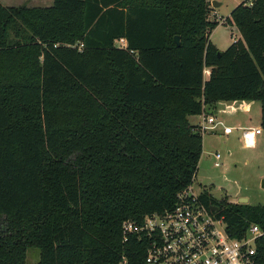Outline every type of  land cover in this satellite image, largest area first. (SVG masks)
<instances>
[{
    "label": "trees",
    "instance_id": "obj_1",
    "mask_svg": "<svg viewBox=\"0 0 264 264\" xmlns=\"http://www.w3.org/2000/svg\"><path fill=\"white\" fill-rule=\"evenodd\" d=\"M211 10L210 0L0 4V264H26L31 247L37 264L122 254L143 264L144 242L123 243L121 224L172 209L193 181L203 133L189 116L258 100L264 128V0L230 11L241 37L224 50L209 39ZM200 197L231 236L264 230V205ZM255 248L264 264V235Z\"/></svg>",
    "mask_w": 264,
    "mask_h": 264
},
{
    "label": "built area",
    "instance_id": "obj_2",
    "mask_svg": "<svg viewBox=\"0 0 264 264\" xmlns=\"http://www.w3.org/2000/svg\"><path fill=\"white\" fill-rule=\"evenodd\" d=\"M248 5H251L250 1ZM119 42L121 46L125 45L123 38ZM77 47L80 50L82 43ZM202 113L199 125L203 133L206 128L213 129L218 122L212 116H206L204 111ZM232 131L231 127L222 130L224 134ZM260 131L257 127L243 130L244 144L253 146L255 135ZM219 157L216 152L210 159ZM214 165L218 166L219 162L215 160ZM203 193L207 192L196 190L192 181L177 193L172 209L147 214L139 222L124 220L121 224L122 242L132 238L144 242L143 264H255L256 239L264 235V230L252 223L243 236H231L217 208L201 200ZM118 264H129L125 254L121 255Z\"/></svg>",
    "mask_w": 264,
    "mask_h": 264
},
{
    "label": "rangeland",
    "instance_id": "obj_3",
    "mask_svg": "<svg viewBox=\"0 0 264 264\" xmlns=\"http://www.w3.org/2000/svg\"><path fill=\"white\" fill-rule=\"evenodd\" d=\"M220 5L214 7L217 26L211 30L209 39L220 50L226 49L240 33L234 23L225 20L230 11L244 0H216ZM214 15V16H213ZM206 116H212L218 122L213 129H205L202 135V155L195 171L193 185L196 190H204L216 199L247 205H264V128L260 125V103L244 100H218L212 110H205ZM203 113L191 116L189 121L201 122ZM204 126L207 125L203 124ZM223 127H231L230 134L222 132ZM259 128L253 146H246L241 132L245 129ZM218 152V159H206L207 155ZM219 165L215 166L214 161ZM39 251L36 248L26 250V264H37Z\"/></svg>",
    "mask_w": 264,
    "mask_h": 264
},
{
    "label": "crops",
    "instance_id": "obj_4",
    "mask_svg": "<svg viewBox=\"0 0 264 264\" xmlns=\"http://www.w3.org/2000/svg\"><path fill=\"white\" fill-rule=\"evenodd\" d=\"M210 1H212V0H210ZM0 4L1 5H3V6H6V7H12V6H19V5H25V6H27V7H49V6H51L52 4H53V0H0ZM212 7V6H211ZM217 7V6H216ZM212 14H214V15H216L215 14V10H214V7H212V10H211V12H210V14H209V17H210V19H212L211 18V16L210 15H212ZM213 15V16H214ZM213 19H216V18H213ZM210 34H211V32H210ZM210 34H209V36H210ZM121 39V38H120ZM120 39H118V40H116L115 41V45H118V46H121L120 45ZM124 39V38H123ZM124 41H125V39H124ZM213 42V41H212ZM214 43V42H213ZM125 44H126V41H125ZM215 44V43H214ZM216 45V44H215ZM208 73H209V69H205V76L207 77V75H208ZM244 101H246V100H244ZM194 116V115H193ZM191 116H189V118H190ZM199 123V121H197V123L196 124H198ZM261 132V131H260ZM259 132V133H260ZM258 133V134H259ZM228 134H230V133H228ZM227 135V134H226ZM257 136V134L255 135V137ZM254 144H255V142H254ZM202 155V154H201ZM210 156H211V154H209V155H207V157H206V159H210Z\"/></svg>",
    "mask_w": 264,
    "mask_h": 264
},
{
    "label": "water",
    "instance_id": "obj_5",
    "mask_svg": "<svg viewBox=\"0 0 264 264\" xmlns=\"http://www.w3.org/2000/svg\"><path fill=\"white\" fill-rule=\"evenodd\" d=\"M218 5H220L219 1H216V0L211 1L212 7H216ZM173 39H174V42L176 43V45H179V35H174ZM261 186L264 188V179H262V181H261ZM242 201H245V200L240 199L239 203H241Z\"/></svg>",
    "mask_w": 264,
    "mask_h": 264
}]
</instances>
